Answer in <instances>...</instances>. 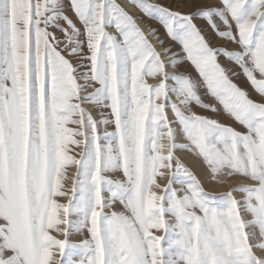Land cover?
<instances>
[{"label": "snow or ice", "instance_id": "6c2138e0", "mask_svg": "<svg viewBox=\"0 0 264 264\" xmlns=\"http://www.w3.org/2000/svg\"><path fill=\"white\" fill-rule=\"evenodd\" d=\"M126 3L0 0V264H264V0Z\"/></svg>", "mask_w": 264, "mask_h": 264}, {"label": "rangeland", "instance_id": "374dc122", "mask_svg": "<svg viewBox=\"0 0 264 264\" xmlns=\"http://www.w3.org/2000/svg\"><path fill=\"white\" fill-rule=\"evenodd\" d=\"M66 2H67V0H66ZM118 2L121 3L122 6L125 7L124 2H122L121 0H118ZM151 2H154V3H161V4H165V5H167V6H169V7H172V8H176L177 4H179V3L181 2V0H151ZM183 2L186 3V4L189 5V6H187V7H183V8H179L178 10H180V11H182V12H188V11H192V10H194V9L190 6V5H191L192 3H194V2H195V3L205 2V3H209V4H215V3L218 2V0H183ZM125 8H126V10H127L130 14H132L134 17L139 18V17H141V15H142L138 10H136V12H134L133 10L128 9V7H125ZM132 11H133V12H132ZM67 14L70 15V16L72 15L71 12H68ZM73 19H75V18L73 17ZM141 21H143V24L145 23V26L141 25V27L145 29V32H146V33H147V30H148L149 27L155 28V29L157 30V34L159 35L160 39L165 41L164 47H165V48H171V49H172V53H179L180 56H183V53L181 52L180 46H179L177 43H175V42H173V41H171V40H169V39L167 38V36L164 34V31H163L162 27H161L158 23H156L155 21L149 20V19L146 18V17L143 18ZM108 31H109V32H112L113 34H115V30H114V29H111V28H110V29H108ZM154 38H155V37H153V36H148L149 41L152 42L154 46H157V51H162V50L159 48V46H158L159 42H158L156 39H154ZM154 40H155V41H154ZM156 41H157V42H156ZM218 43H219V42H213V46H214V47L218 46ZM86 51H87V49H86V45H85V52H86ZM165 59H167V58H165ZM221 63H224L223 58H221ZM232 67H235V66H232ZM185 69H188V70L192 71V69H191V65H190L189 63H187V62H185V64L182 66L181 71H183V70H185ZM236 71H239V69L237 68ZM192 74L195 75L194 71H193ZM233 82L236 83L238 86H240L242 89L248 91L249 94H250V97H251L253 100H259V99H260L259 96H258V95L252 90L250 84L246 81V78H244L242 75H241L239 78H237V77H233ZM147 83H149V84H156V83H158V81L153 80V79H151V78H148ZM201 96H202V99H203L205 102H209V101H210V98L204 95V91H203V89H201ZM85 108H86L87 111H90V112L92 113V115H94V116H93L94 118H96V117L98 118V113L96 112V110H95L94 108H92L91 106H85ZM193 110L196 111V112H198V113H200V114H202V115H210L209 113L205 112L203 109H200V108L196 107L195 105H193ZM169 115H170V117H171V113H169ZM215 118L219 119L222 123H225V124H232V126H234V127H238L237 125H235L231 120H229V119H228L225 115H223V114H221V115H219V116H216ZM69 127H75V126H74V125H69ZM238 130H242V129H239V128H238ZM78 139H79V138H78ZM70 149H71V150H70V153H69L70 155H76L78 152L82 151V149H76V148H74V147H72V146H70ZM176 155L182 160V162H183L187 167H189L192 171H194V173H195L198 177H200V179H201L202 181H204V187H205L206 191H208L210 194L219 195L220 193L227 192V191L229 190V188H231V187H236V186H238L240 183H242V181H239V179H237V180L235 179V180H230L227 184H224V185H217V186H215L216 184L213 185V183H209V182L207 181V179H206V175H207V173H206V171H205L206 169H205L204 165H203V168H202V169H203V170L205 169V170L202 171V172H201V171L198 172L197 169H195L191 164H189V163L185 160V158L182 157V154H181L180 152H177ZM190 155H191V154H190ZM76 158H79V156H77ZM200 163H201V162H200ZM201 164H202V163H201ZM203 172H204V173H203ZM76 173H77V169H76L75 167H71V166H69V167L66 169V179L64 180L63 183H64V186H65V190L69 192V195H71V191H70V190H71V188H72L73 180H74V178H75V176H76ZM69 174H70V175H69ZM119 175H120V174H116V176L113 177V178H117ZM158 182H159L162 186H163V185H166V183H167V177H165L164 179H159V178H158ZM234 182H235V183H234ZM218 186H219L220 188H219ZM228 186H230V187H228ZM174 187L179 188V185H174ZM224 187H225V188H224ZM238 198H239V196H238ZM57 200H58V202H60V203H65V204L68 202V198H67V197H57ZM114 208H115L116 210H121V206H120L119 204L114 205ZM50 234H51L52 236H54L56 239H63V237L60 236V235H58L57 232L54 231V230L51 231ZM82 238H83V237L80 236V235L73 234V235L70 237V240H71V242H73V243H78ZM55 259H59V256L56 255V256H55Z\"/></svg>", "mask_w": 264, "mask_h": 264}, {"label": "bare ground", "instance_id": "6f19581e", "mask_svg": "<svg viewBox=\"0 0 264 264\" xmlns=\"http://www.w3.org/2000/svg\"><path fill=\"white\" fill-rule=\"evenodd\" d=\"M122 2H124V5H125V7H128V9H130V10H133L134 12H136V9H134V8H132L130 5H128L127 3H126V0H121ZM132 11V12H133ZM141 25H143V26H145V23L143 24V21H141ZM155 39V38H154ZM155 41V40H154ZM157 42V41H156ZM94 116V115H93ZM97 118V117H96ZM181 153V152H180ZM182 154V157L183 158H185V160L189 163V164H191L195 169H197L198 170V172L199 171H204L202 168H203V164H201L200 163V161L199 160H197V159H195L194 157H192L190 154H188V153H181ZM206 171V170H205ZM204 173V172H203ZM70 175V174H69ZM237 180V179H236ZM240 181V180H239ZM235 183V182H234ZM213 185H215V184H213ZM215 186H217V185H215ZM219 187V186H218ZM228 187H230V186H228ZM220 188V187H219ZM225 188V187H224Z\"/></svg>", "mask_w": 264, "mask_h": 264}]
</instances>
